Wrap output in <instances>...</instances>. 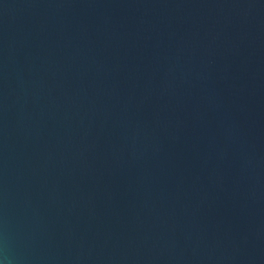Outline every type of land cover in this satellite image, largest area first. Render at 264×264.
Returning a JSON list of instances; mask_svg holds the SVG:
<instances>
[{"label": "water", "instance_id": "water-1", "mask_svg": "<svg viewBox=\"0 0 264 264\" xmlns=\"http://www.w3.org/2000/svg\"><path fill=\"white\" fill-rule=\"evenodd\" d=\"M11 264H264V0H0Z\"/></svg>", "mask_w": 264, "mask_h": 264}, {"label": "clouds", "instance_id": "clouds-1", "mask_svg": "<svg viewBox=\"0 0 264 264\" xmlns=\"http://www.w3.org/2000/svg\"><path fill=\"white\" fill-rule=\"evenodd\" d=\"M0 264H11L7 258V233L0 230Z\"/></svg>", "mask_w": 264, "mask_h": 264}]
</instances>
